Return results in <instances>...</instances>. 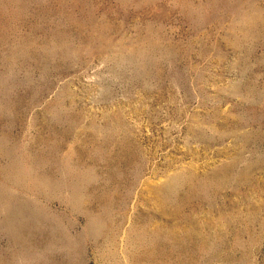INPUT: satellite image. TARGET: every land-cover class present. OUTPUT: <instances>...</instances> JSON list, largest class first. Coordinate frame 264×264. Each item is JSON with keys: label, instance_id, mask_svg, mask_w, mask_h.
<instances>
[{"label": "rangeland", "instance_id": "rangeland-1", "mask_svg": "<svg viewBox=\"0 0 264 264\" xmlns=\"http://www.w3.org/2000/svg\"><path fill=\"white\" fill-rule=\"evenodd\" d=\"M0 264H264V0H0Z\"/></svg>", "mask_w": 264, "mask_h": 264}]
</instances>
